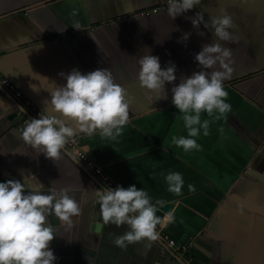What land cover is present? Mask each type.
I'll list each match as a JSON object with an SVG mask.
<instances>
[{
    "label": "crops",
    "instance_id": "crops-1",
    "mask_svg": "<svg viewBox=\"0 0 264 264\" xmlns=\"http://www.w3.org/2000/svg\"><path fill=\"white\" fill-rule=\"evenodd\" d=\"M160 1L0 0V72L44 113L63 119L46 103L56 85L66 84L60 73L110 69L115 82L134 98L129 120L115 140L102 138L99 130L91 136L77 130L80 147L118 185L135 184L153 204L162 201L156 216L177 243L195 236L209 243L206 264H264V180L243 174L247 167L264 168V0H201L174 20L168 4L144 12ZM221 8L235 23L229 30L235 42L219 41L232 52L233 73L224 81L231 111L219 119L218 112H202L201 121H210L209 135L201 129L193 139L202 148L185 152L172 143L173 136L188 138V129L172 103L171 88L201 70L195 55L217 39L211 27L204 22L195 27L192 19L199 12L209 21ZM77 22L81 30L72 27ZM185 32L188 40L178 42ZM150 53L159 57L162 68L169 61L176 66L177 79L165 85L167 99L157 98L164 92L140 86L138 60ZM216 70H222L219 63L206 69ZM29 119L0 87V182L20 180L26 192L65 189L82 209L70 228L48 216L55 229L50 242L54 264H154L163 250L157 240L144 239L124 249L114 245V235L128 226L97 220L101 186L66 147L53 161L23 141ZM170 172L182 174L179 196L168 191L165 177ZM241 204L243 213L238 211ZM169 213L174 222L168 221ZM173 261L167 255L163 264Z\"/></svg>",
    "mask_w": 264,
    "mask_h": 264
},
{
    "label": "clouds",
    "instance_id": "clouds-1",
    "mask_svg": "<svg viewBox=\"0 0 264 264\" xmlns=\"http://www.w3.org/2000/svg\"><path fill=\"white\" fill-rule=\"evenodd\" d=\"M200 3L201 0H168L167 11L174 20ZM201 22L205 28L214 30L216 42L204 44L195 55L201 70L182 77L180 83L173 84L171 88L172 103L183 114L188 129V138L173 136L172 143L185 152L202 148L193 139L200 135L201 129L204 136L209 135L210 121H201L202 112L208 116L218 112L215 118L219 119L231 111V105L225 102L228 92L224 81L231 79L233 73L230 66L232 52L219 41L235 42L233 33L229 31L235 27L233 17L221 8L219 15L204 21L203 15L197 12L192 23L197 27ZM72 27L81 30L78 22ZM189 36L190 33H183L178 42L187 41ZM138 63L140 86L150 92H164L157 98L167 99L165 85L177 79L175 64L169 61V66L162 68L159 57L151 53L141 56ZM217 63L222 70L206 71ZM60 75L66 79V84L56 85L50 91L51 100L46 103H50L52 112L59 113L63 119L40 113L38 118L29 119L21 136L24 142L53 161L61 158V150L77 130L89 136L99 130L102 138L115 140L129 120V108L134 100L126 88L115 82L108 68H97L87 73L73 68ZM165 180L169 192L178 196L182 194L184 180L181 173L170 172ZM188 187L189 191H195L194 185ZM26 189L27 185L20 180L0 182V264H54L57 257L50 248V242L54 239L55 229L48 223V216L55 215L70 228L72 217L80 215L82 209L65 189L59 192L56 189L26 192ZM96 196L103 225L128 226L129 230L123 234L114 235V245L124 249L144 239L155 241L158 238L156 226L160 218L156 212L162 201L157 200L153 204L143 188L138 189L135 184L127 188L105 186L97 191ZM238 211L243 213L242 204ZM167 219L174 222L171 213Z\"/></svg>",
    "mask_w": 264,
    "mask_h": 264
},
{
    "label": "built area",
    "instance_id": "built-area-1",
    "mask_svg": "<svg viewBox=\"0 0 264 264\" xmlns=\"http://www.w3.org/2000/svg\"><path fill=\"white\" fill-rule=\"evenodd\" d=\"M168 0H162L159 3L144 10L145 13L155 11L159 7L167 6ZM0 87L6 91L13 99H15L25 110V113L31 118H38L39 114H45L40 108L34 105L29 99H27L20 89L11 82L6 76L0 72ZM67 150L91 173L93 178L101 184V188L109 186L115 188L118 184L115 183L109 176L106 175L104 170L99 164H97L92 156L87 154L79 144L77 136L69 138V142L65 145ZM156 232L158 238L163 241L167 246L173 249V251H180L184 253V258L188 264H202L197 261H193V258L187 253L188 245L186 243H177L172 237L168 235L165 230V223L160 221L156 226ZM175 251V252H176ZM186 253V254H185Z\"/></svg>",
    "mask_w": 264,
    "mask_h": 264
},
{
    "label": "water",
    "instance_id": "water-1",
    "mask_svg": "<svg viewBox=\"0 0 264 264\" xmlns=\"http://www.w3.org/2000/svg\"><path fill=\"white\" fill-rule=\"evenodd\" d=\"M244 175H247L252 178H257L259 180H264V168L261 171H256L253 168L247 167L243 171ZM96 182L101 186V184L96 180ZM97 220H101L100 207L98 206ZM159 244L162 246L163 250L157 254L154 264H163L165 262L166 256L169 255L170 258H173L174 261L172 264H188L184 255L178 254L177 252L171 250L163 241L159 238L156 239ZM188 245L187 253L197 262L206 264L209 260L210 255V244L205 242L201 237L195 236L193 238H188L186 240ZM168 264V263H166Z\"/></svg>",
    "mask_w": 264,
    "mask_h": 264
}]
</instances>
